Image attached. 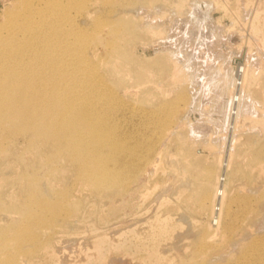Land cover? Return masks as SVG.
Here are the masks:
<instances>
[{
	"label": "rangeland",
	"instance_id": "obj_1",
	"mask_svg": "<svg viewBox=\"0 0 264 264\" xmlns=\"http://www.w3.org/2000/svg\"><path fill=\"white\" fill-rule=\"evenodd\" d=\"M29 1L0 0V32ZM58 1L66 52L0 47V264H264V0ZM53 92L149 164L100 195L9 116Z\"/></svg>",
	"mask_w": 264,
	"mask_h": 264
},
{
	"label": "bare ground",
	"instance_id": "obj_2",
	"mask_svg": "<svg viewBox=\"0 0 264 264\" xmlns=\"http://www.w3.org/2000/svg\"><path fill=\"white\" fill-rule=\"evenodd\" d=\"M58 4V0H30L9 20L0 32V47L5 58L17 56L18 61L36 64L40 56H51L54 61L53 56L67 51L64 42H67L71 35L62 25L63 19L60 18ZM60 29H63L64 33ZM108 38L111 42L119 39V36L115 31L110 33ZM107 55L112 54L107 52ZM57 63L55 62L54 66ZM94 69L92 66L93 71ZM61 93L53 92L48 102L41 100L42 107L35 112L32 108L39 106H35L33 100L29 101V97L25 95L22 99L28 100L22 104L30 105L11 110L9 116L21 128L33 131L39 139L57 149L67 151L79 169L91 179L100 195L111 188L113 179H122L130 169H142L149 164L151 154H141L136 147L130 150L124 147L113 138V131L107 122L100 118L98 112L88 104L81 103L79 97L73 96L72 93L65 94L66 96ZM119 193L115 189L114 194ZM232 202L235 203L236 198L229 199L228 209ZM255 202L256 207L252 210L255 214L249 216L250 220H256V214L264 207V195L256 197Z\"/></svg>",
	"mask_w": 264,
	"mask_h": 264
}]
</instances>
